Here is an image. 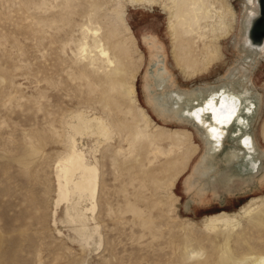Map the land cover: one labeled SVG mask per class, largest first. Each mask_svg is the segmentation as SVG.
<instances>
[{
    "label": "rangeland",
    "instance_id": "rangeland-1",
    "mask_svg": "<svg viewBox=\"0 0 264 264\" xmlns=\"http://www.w3.org/2000/svg\"><path fill=\"white\" fill-rule=\"evenodd\" d=\"M151 1L0 0V264L264 258V194L198 220L180 202L210 132L264 141V42L245 43L247 0ZM74 139L100 172L83 221L59 202Z\"/></svg>",
    "mask_w": 264,
    "mask_h": 264
},
{
    "label": "crops",
    "instance_id": "crops-1",
    "mask_svg": "<svg viewBox=\"0 0 264 264\" xmlns=\"http://www.w3.org/2000/svg\"><path fill=\"white\" fill-rule=\"evenodd\" d=\"M220 91L224 90L211 89L202 102ZM218 129L226 134L229 128L219 126ZM233 131L236 129L231 128L228 133ZM239 132L240 136L250 137V143L241 145L238 138L224 137L217 144L212 141L215 138L209 139L199 148L186 173L180 197L186 217L198 220L217 213H232L264 194V141L253 132ZM257 162L260 166L256 170Z\"/></svg>",
    "mask_w": 264,
    "mask_h": 264
},
{
    "label": "bare ground",
    "instance_id": "bare-ground-1",
    "mask_svg": "<svg viewBox=\"0 0 264 264\" xmlns=\"http://www.w3.org/2000/svg\"><path fill=\"white\" fill-rule=\"evenodd\" d=\"M152 1H154V0H152ZM184 1H188V0H184ZM147 2H148V0H147ZM194 4H196V3H194ZM247 4L250 7V8H248L249 9L248 22H249L251 20V14H252L253 8L256 6V0L254 1V3H253V0H247ZM201 10H203V9H201ZM205 10L208 11V9H205ZM207 11H206V14H207ZM250 11H251V13H250ZM89 32L93 34V36L96 38V41L99 40L98 39L99 36H98L97 31H94L93 29L89 28ZM247 44L248 43H246V45ZM85 45H88V44H85ZM86 47H88V46H86ZM86 47L83 49V54H84V52L85 53L87 52ZM98 48H100L101 56L106 57L108 59L109 63L112 64V62L109 58V52L104 48V46L101 44V46H99ZM80 52H81V50H80ZM213 105H214V103H213ZM228 107H230V106L228 105ZM196 113H195V115H196ZM95 122H97V120ZM100 124H102V127H103L102 122H97V125H100ZM90 126H92V124ZM78 129H79V131L81 130V128H78ZM103 129H104V133H105L103 135L108 136L107 129L106 128H103ZM57 176H58V182H59V199H60L59 202H65V203L73 202L74 207L72 208V210L76 212L77 218L81 221L86 220L88 218L87 217L88 214H94L96 209H97V205L95 204V199H96L97 191H98L100 172H99L98 166L89 164L84 152L78 149V140L77 139L73 140V149H72L71 154L65 160H62L59 162ZM87 202H89V204L83 205L84 203H87ZM252 264H264V258H262L260 261H258V260L254 261Z\"/></svg>",
    "mask_w": 264,
    "mask_h": 264
},
{
    "label": "water",
    "instance_id": "water-1",
    "mask_svg": "<svg viewBox=\"0 0 264 264\" xmlns=\"http://www.w3.org/2000/svg\"><path fill=\"white\" fill-rule=\"evenodd\" d=\"M260 11H261V17L254 23V25H253V28H252V36H253V38L255 39V40H257V41H262V40H264V0H261L260 1ZM223 93H225L224 91H220L219 93H216V94H220V96H222L223 95ZM214 96V95H213ZM213 96L212 97H209V99L206 101V103L204 104V106L203 107H207V103H210V100L213 98ZM232 96V95H231ZM233 97H236V96H233ZM237 98V97H236ZM239 98V97H238ZM240 99V98H239ZM241 100V99H240ZM221 102L222 101H219V106L221 105ZM241 102H242V100H241ZM241 108H242V105L240 106V111H238V115H236L234 118H233V120L231 121V123L229 124V125H225V127H227V128H229V127H231L232 125H234V124H241V123H239V119L241 118L240 117V113H241ZM229 111V110H228ZM195 113V112H194ZM211 115V114H210ZM195 116V115H194ZM212 116V119H213V121L215 122V117L213 116V115H211ZM196 117V116H195ZM242 121H243V119H242ZM217 124H216V122H215V126H213V127H217L216 126ZM212 126L209 128V132H210V130H211V128H213ZM219 128V127H218ZM210 134L212 135V139H214L215 137H214V135H215V133L214 132H210ZM224 135V134H223ZM219 139V138H218ZM218 139H214L213 141L217 144L218 143ZM223 139H224V136L221 138V141H223ZM239 139H240V143H241V145H243V144H247L245 141L247 140V136L245 137V136H240L239 137ZM219 144H222V142H219ZM247 146H249V145H247ZM260 166V163L259 162H257V164L255 165V169L257 170L258 169V167Z\"/></svg>",
    "mask_w": 264,
    "mask_h": 264
},
{
    "label": "flooded vegetation",
    "instance_id": "flooded-vegetation-1",
    "mask_svg": "<svg viewBox=\"0 0 264 264\" xmlns=\"http://www.w3.org/2000/svg\"><path fill=\"white\" fill-rule=\"evenodd\" d=\"M255 0H253V3H254ZM257 1L259 0H256V4H257ZM261 1V0H260ZM251 13V11H250ZM257 21V13H255L254 11H252V14H251V20L249 21L250 25H254V23ZM248 26L247 28V32H246V35H245V43H248L249 44V41L253 40V36H252V31H251V26ZM264 42V40H262Z\"/></svg>",
    "mask_w": 264,
    "mask_h": 264
}]
</instances>
